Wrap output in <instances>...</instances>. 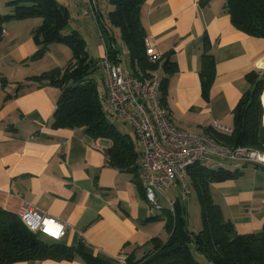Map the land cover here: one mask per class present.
<instances>
[{
  "label": "crops",
  "instance_id": "0c3cea01",
  "mask_svg": "<svg viewBox=\"0 0 264 264\" xmlns=\"http://www.w3.org/2000/svg\"><path fill=\"white\" fill-rule=\"evenodd\" d=\"M199 2L147 0L139 16L146 47L158 56L174 53L177 69L168 77L164 101L171 123L200 133L215 124L230 131L232 112L250 88L247 76L264 71V39L232 25L227 0H211L206 6ZM29 21L4 25L2 39L12 33V51L6 59L13 70L26 65L37 51L32 31L41 20L26 25ZM204 37L215 60L208 101L201 97L199 82ZM102 48L100 61L105 57L104 42ZM38 75L14 82L3 77L7 86L0 87V210L18 216L23 204L32 205L65 226L64 235L50 244L69 248L82 244L86 254L107 264H118L120 258L138 261L153 253L154 246L169 237L164 213L151 209L132 175L110 165L105 155L110 141L92 139L82 129L52 128L60 90L27 82ZM156 75L163 77L161 71ZM103 81L105 94V76ZM244 169L245 177L210 185L213 203L240 235L256 233L264 224V170L249 165ZM13 264L86 263L76 256L70 261Z\"/></svg>",
  "mask_w": 264,
  "mask_h": 264
},
{
  "label": "trees",
  "instance_id": "16d2710c",
  "mask_svg": "<svg viewBox=\"0 0 264 264\" xmlns=\"http://www.w3.org/2000/svg\"><path fill=\"white\" fill-rule=\"evenodd\" d=\"M146 1L109 0L112 11L107 18L109 24L120 32L121 41L128 51L127 68L133 74L141 72L151 76L161 71L160 96L164 105L168 77L177 67L173 51L158 56L147 50V35L139 17L141 6ZM210 1L200 0L199 4L206 6ZM6 6L10 10L8 14L0 15V42L5 24L40 19L41 24L32 31L37 51L30 59H41L51 44H63L71 51V60L64 68H54L27 79L29 83L60 90L52 117V128L82 129L92 139L110 141L111 146L105 152L110 165L132 175L139 186V152L131 137L119 133L115 125L107 120L109 113L103 103L105 94L98 90L97 84L90 77L100 68L99 62L91 57L78 31L64 33L69 21L66 8L57 0H15ZM225 9L237 30L250 37L264 39V0H227ZM101 36L107 57L111 61L121 62L120 52L113 45L112 38L108 36L106 40L102 32ZM202 46L199 82L201 97L208 101L215 60L206 37L202 40ZM247 80L250 88L242 94L232 112L230 133L219 132L214 128H207L204 133L228 147L264 152V71L249 74ZM6 86V79L0 75V87ZM224 163L213 168L195 164L187 171L188 186L195 192L200 206V230L197 233L189 231L185 221L186 209L177 199L172 213L168 209L161 211L165 215L169 234L166 242L155 245L153 253L138 261L126 259V264H202L195 259L206 264H264V224L256 233L237 234L233 223L224 218L221 208L213 203L210 194L211 184L240 178L248 165L255 169L261 167L243 163L240 171L239 167L227 168ZM49 241L30 233L17 215L0 210V264L49 259L70 261L76 256L86 264H107L86 254L82 244L69 248L50 244Z\"/></svg>",
  "mask_w": 264,
  "mask_h": 264
},
{
  "label": "built area",
  "instance_id": "2783aa9c",
  "mask_svg": "<svg viewBox=\"0 0 264 264\" xmlns=\"http://www.w3.org/2000/svg\"><path fill=\"white\" fill-rule=\"evenodd\" d=\"M99 65L105 76L106 111L128 124L136 136L139 145L137 182L153 211L164 209L159 203L161 197L173 212L174 201L167 196L172 185L179 187L182 197L189 196L187 171L192 165L213 168L223 162H240L264 167V152L228 147L205 133L175 127L161 102V82L156 73L135 75L119 62L111 61L106 51ZM214 129L230 133L218 124ZM18 218L33 235L48 240L64 235L63 224L38 213L30 204L22 205ZM118 264H126V259H118Z\"/></svg>",
  "mask_w": 264,
  "mask_h": 264
},
{
  "label": "rangeland",
  "instance_id": "374dc122",
  "mask_svg": "<svg viewBox=\"0 0 264 264\" xmlns=\"http://www.w3.org/2000/svg\"><path fill=\"white\" fill-rule=\"evenodd\" d=\"M11 1L15 0H0V15L9 13L10 9L6 6V4ZM57 2L66 8L69 15V21L64 33L68 34L72 30L78 31L85 40L91 57L100 62V58H102V55L104 56L102 48L104 39L101 36L102 32L103 37L106 40H108V36L112 38L113 45L120 52V65L124 68L128 67V51L121 41L120 32L117 28L112 27L108 22L107 16L109 12L112 11L109 0H57ZM34 20L38 19H30L26 25H31ZM10 27L11 26H8V29ZM11 36L12 33L10 31L0 42V72L3 77L10 82L24 81L26 76L33 74L38 75L43 72H48L54 68H64L71 60L72 54L67 46L63 44H51L48 46L46 53L41 59H29L26 65L17 66V68L14 66L15 70H13L10 62L6 59L7 53L12 51V45L10 44ZM22 36H27V33L26 35L24 33ZM90 77L97 84L98 90L101 91L104 87V73L101 68L97 69V71H95ZM107 120L109 123L115 125L119 133L128 134L132 139V143L134 144L136 151L139 152V145L136 136L130 126L128 124H124L121 120L112 117L110 114H107ZM224 164L227 168H234L237 165L240 171L243 169V163L225 162ZM261 168L264 170V167ZM247 174V169H243L242 177H245ZM167 196L173 201L178 199L180 204L186 208L185 221L187 228H201L200 206L195 192L190 187L189 196L186 198L182 197L179 187L176 185L172 186V188L168 190ZM213 197L216 201H220L214 192ZM159 203L164 209H168V204L164 198L159 197ZM195 260L202 264H206V262L199 259Z\"/></svg>",
  "mask_w": 264,
  "mask_h": 264
},
{
  "label": "bare ground",
  "instance_id": "6f19581e",
  "mask_svg": "<svg viewBox=\"0 0 264 264\" xmlns=\"http://www.w3.org/2000/svg\"><path fill=\"white\" fill-rule=\"evenodd\" d=\"M262 103H263V106H264V91H263V94H262Z\"/></svg>",
  "mask_w": 264,
  "mask_h": 264
},
{
  "label": "water",
  "instance_id": "95a60500",
  "mask_svg": "<svg viewBox=\"0 0 264 264\" xmlns=\"http://www.w3.org/2000/svg\"><path fill=\"white\" fill-rule=\"evenodd\" d=\"M264 91V90H263ZM262 94H263V92H262Z\"/></svg>",
  "mask_w": 264,
  "mask_h": 264
}]
</instances>
